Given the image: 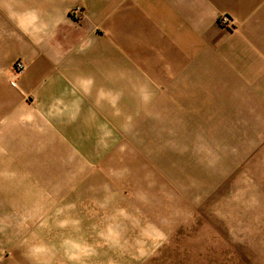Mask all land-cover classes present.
Instances as JSON below:
<instances>
[{
  "label": "rangeland",
  "instance_id": "rangeland-1",
  "mask_svg": "<svg viewBox=\"0 0 264 264\" xmlns=\"http://www.w3.org/2000/svg\"><path fill=\"white\" fill-rule=\"evenodd\" d=\"M85 3L0 0V264H264V73L212 55L234 18Z\"/></svg>",
  "mask_w": 264,
  "mask_h": 264
},
{
  "label": "crops",
  "instance_id": "crops-1",
  "mask_svg": "<svg viewBox=\"0 0 264 264\" xmlns=\"http://www.w3.org/2000/svg\"><path fill=\"white\" fill-rule=\"evenodd\" d=\"M80 0H68L74 3ZM202 2L209 16L226 11L236 22L232 33L220 35L215 40L212 55L226 57L227 66L236 68L233 74H241V68H250L253 75L264 73V0H195ZM85 5L89 6V0ZM58 5L52 9L56 10ZM57 24V23H56ZM55 24V25H56ZM54 25V26H55ZM53 26V25H52ZM53 26V27H54Z\"/></svg>",
  "mask_w": 264,
  "mask_h": 264
},
{
  "label": "built area",
  "instance_id": "built-area-1",
  "mask_svg": "<svg viewBox=\"0 0 264 264\" xmlns=\"http://www.w3.org/2000/svg\"><path fill=\"white\" fill-rule=\"evenodd\" d=\"M220 21L221 22H228L229 21V16H227V15H223V16H221L220 17ZM18 66H20L19 64H18Z\"/></svg>",
  "mask_w": 264,
  "mask_h": 264
}]
</instances>
